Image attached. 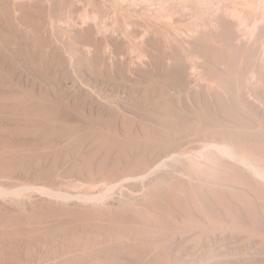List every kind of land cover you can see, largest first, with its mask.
<instances>
[{
  "label": "rangeland",
  "instance_id": "374dc122",
  "mask_svg": "<svg viewBox=\"0 0 264 264\" xmlns=\"http://www.w3.org/2000/svg\"><path fill=\"white\" fill-rule=\"evenodd\" d=\"M116 2L0 0V264H264V40Z\"/></svg>",
  "mask_w": 264,
  "mask_h": 264
},
{
  "label": "bare ground",
  "instance_id": "6f19581e",
  "mask_svg": "<svg viewBox=\"0 0 264 264\" xmlns=\"http://www.w3.org/2000/svg\"><path fill=\"white\" fill-rule=\"evenodd\" d=\"M116 1L118 3H120V4H122V5H126V7L128 5L129 6L128 8L142 7V10H144L143 14L146 16V18H148V20H150L149 22H155L156 24H157V22H162L161 24L163 26H164L163 23H165V25L169 26L170 29H171L172 26H174V21L176 20V17L181 19L180 21H182V16H181V14H180V16L179 15L177 16L178 12L176 10H174L173 8H172L171 13L169 11H167V9H169V7H171L172 5H175V4L176 5H180V6H182L183 12H187V11L189 12L190 11L187 8L188 6H189L190 9H191V7H194L193 8L194 12H192V13L196 12V14L193 15V17H194L193 19L196 20L199 17L198 19H200V21L198 22V24H196V21L195 20L193 21L191 19L195 24H193V25L190 24L189 25L190 28L187 27V26H186L187 28H183V26H182L183 29L180 30V31L179 30H175L176 28L173 29V27H172V30L174 31L173 33L176 32L177 34H179L178 36L181 35V36L184 37L185 35H187V36L188 35H191V36L197 35V37H198V35H200V37H201V35L205 36V34H211V33H215L216 32L217 34L218 33L228 34V35L237 34V35H240V36H243V37L252 38L254 40V42H256V41L260 42V40L261 41L264 40V0H116ZM116 7H117V5H116ZM123 10H122V12H123ZM208 12H211L210 16H206ZM131 13H133V12H131ZM168 13H170V14H168ZM137 14H138V17H139V15H140L139 12ZM206 17L209 18V20H208L209 25H208V22L206 24V20H207ZM87 19H89V18L87 16H84V21L85 22H86ZM140 20H144V18L140 19ZM148 20H147V22L145 21L146 25H147V23H149ZM187 20H189V19H186L185 21L183 20L184 23ZM177 21H178V19H177ZM178 23H179V21H178ZM178 23H177V25H178ZM150 24H152V23H150ZM164 27H166V26H164ZM166 28H168V27H166ZM102 29L100 28L101 31H102ZM105 29H107V28L105 27ZM100 30H98V31H100ZM166 30H169V29H166ZM145 31L147 32V30H145ZM176 33H175V35H176ZM214 35H213V37H215ZM207 36L209 38V35H206V37ZM218 37H220V36H218ZM186 38H188V37H186ZM240 40H242V39L240 38ZM243 43L241 42V44H243ZM258 45H257V47H258ZM260 46H262V45L260 44ZM257 47H255V48H257ZM252 48H254V47H252ZM259 55H258V57H259ZM256 64H257V62H256ZM261 64H262V62H261ZM215 70H216V68H215ZM262 76H264V75L262 74Z\"/></svg>",
  "mask_w": 264,
  "mask_h": 264
}]
</instances>
